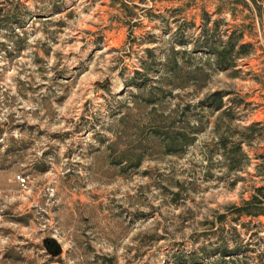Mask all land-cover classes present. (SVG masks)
I'll list each match as a JSON object with an SVG mask.
<instances>
[{
	"label": "rangeland",
	"instance_id": "obj_1",
	"mask_svg": "<svg viewBox=\"0 0 264 264\" xmlns=\"http://www.w3.org/2000/svg\"><path fill=\"white\" fill-rule=\"evenodd\" d=\"M222 249L264 264V0H0V264Z\"/></svg>",
	"mask_w": 264,
	"mask_h": 264
},
{
	"label": "trees",
	"instance_id": "obj_2",
	"mask_svg": "<svg viewBox=\"0 0 264 264\" xmlns=\"http://www.w3.org/2000/svg\"><path fill=\"white\" fill-rule=\"evenodd\" d=\"M223 58V57H222ZM220 60H224V59H221V57H220ZM224 67H226L227 65L225 64V63H223L222 64ZM222 106V101H221V98H219V101L215 104V107L216 108H220ZM237 145H239V144H237ZM238 148H240L239 146H238ZM230 166H233V165H230ZM226 250H224V249H222L221 251H220V257H219V259H217L216 261H215V264H237L236 263V259H234V258H229V257H225V255H226Z\"/></svg>",
	"mask_w": 264,
	"mask_h": 264
}]
</instances>
